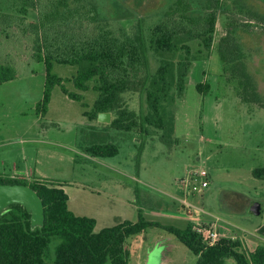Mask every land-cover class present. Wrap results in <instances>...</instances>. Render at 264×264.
Masks as SVG:
<instances>
[{
  "label": "rangeland",
  "instance_id": "1",
  "mask_svg": "<svg viewBox=\"0 0 264 264\" xmlns=\"http://www.w3.org/2000/svg\"><path fill=\"white\" fill-rule=\"evenodd\" d=\"M84 1L97 5L101 19L117 35L133 36L142 31L148 38L150 29L177 0ZM188 1L195 15L203 14L207 0ZM0 8L12 12L11 0H0ZM250 10L264 16V0H222L213 49L201 54L199 50L204 49L199 42L191 43L197 60L184 96L174 106L172 145L162 143L161 132L153 128L151 136H144L90 121L83 113L92 110L96 95L75 90L76 68L70 66L56 64L54 73L64 80L68 91L82 95V102L71 100L56 86L47 112H38L46 90L45 65L32 60L31 41L19 46L3 42L0 61L10 56L17 66V78L0 84V174L13 177L23 173L29 180L62 182L70 210L95 219L96 233L126 221L136 222L142 210L147 220L163 224L166 215L193 224L197 218L201 222L210 220L212 215L229 235L264 242L262 233L255 232L264 224V180H255L251 174L252 170L264 168V105L241 101L237 82L230 81L224 73L216 50L225 34L227 17L233 16L231 12L242 23H251V31H240L237 36L246 53L249 72L264 99V22L252 20ZM151 59L155 69L157 57L151 54ZM200 83L208 84L206 93L198 90ZM125 99L131 110L139 112L146 106L144 96L138 93H128ZM91 125L99 128L101 134L92 133ZM101 135L115 144L119 153L98 158L97 162L88 160L85 148L91 145L92 138L98 140ZM199 164L209 171L211 184L203 194L187 198L200 207L194 211L198 216L195 218L185 210H177L183 206L186 193L179 181L187 168ZM254 203L260 205V215L251 213ZM173 205L175 214L166 213L174 210ZM141 241L129 243L131 264L197 262L185 245L165 231H149L148 238ZM54 247L55 243L52 251ZM226 264L236 263L229 259Z\"/></svg>",
  "mask_w": 264,
  "mask_h": 264
},
{
  "label": "trees",
  "instance_id": "2",
  "mask_svg": "<svg viewBox=\"0 0 264 264\" xmlns=\"http://www.w3.org/2000/svg\"><path fill=\"white\" fill-rule=\"evenodd\" d=\"M221 7L222 0H207L203 14L195 15L188 0H177L150 29L147 38L142 31L133 36L117 35L101 19L97 5L84 0H11L12 12L0 8V47L5 41L13 46L31 41V58L43 63L47 74L38 112H47L56 86L71 100L82 102V95L68 91L64 80L54 73L56 64L70 66L76 68L75 90L96 95L92 110L83 113L90 121L98 122L99 114L108 112L112 122L100 125L144 136H151L153 128L161 132L162 143L172 145L174 106L184 96L197 60L191 43L199 42L204 49L199 50L201 54L213 49ZM231 15L216 50L224 73L230 81L237 82L241 101L263 107L264 99L249 72L247 56L237 36L240 31H251L252 25L242 23L232 12ZM248 15L264 22L259 13L250 10ZM151 54L158 60L155 69ZM16 67L10 56L0 61V84L17 78ZM197 88L206 93L208 84L200 83ZM128 93L144 96L146 106L139 112L131 110L125 99ZM104 137L101 135L86 147L85 153L94 158L116 156L119 148ZM142 146L141 142V154ZM254 176L264 178V168L256 169ZM0 184L31 187L45 207V225L34 230L31 215L22 205L14 204L1 214L0 264H131L130 241H144L154 229L175 236L197 257L196 264H226L229 259L236 264H264V242L254 251H249L239 239L208 245L193 225L185 229L163 226L147 220L142 210L136 222L126 221L96 233V220L72 212L69 196L58 182L0 174ZM177 210H184V206Z\"/></svg>",
  "mask_w": 264,
  "mask_h": 264
},
{
  "label": "built area",
  "instance_id": "3",
  "mask_svg": "<svg viewBox=\"0 0 264 264\" xmlns=\"http://www.w3.org/2000/svg\"><path fill=\"white\" fill-rule=\"evenodd\" d=\"M13 177H17L21 180H29L23 175ZM210 177L209 171L199 164L187 168L185 177L179 181L180 185L185 188V199L182 201V205L184 206L185 212L189 216L194 217V211L200 210V207H197L193 203L189 202L187 198L190 196L195 198L200 194H203L204 191L210 187ZM201 211L205 212L203 209ZM209 216L211 217L210 220L204 219L200 222V218H197V221L193 224V229L203 237L204 241L208 245H216L218 242L224 239H239L237 236H231L228 233L222 231L218 225L219 219L212 215Z\"/></svg>",
  "mask_w": 264,
  "mask_h": 264
},
{
  "label": "water",
  "instance_id": "4",
  "mask_svg": "<svg viewBox=\"0 0 264 264\" xmlns=\"http://www.w3.org/2000/svg\"><path fill=\"white\" fill-rule=\"evenodd\" d=\"M98 121L103 124L112 122V114L100 113ZM14 204L22 205L31 215V228H41L45 225V207L41 197L31 187L21 184H0V216ZM252 214L262 213L259 204L254 203L250 209Z\"/></svg>",
  "mask_w": 264,
  "mask_h": 264
},
{
  "label": "crops",
  "instance_id": "5",
  "mask_svg": "<svg viewBox=\"0 0 264 264\" xmlns=\"http://www.w3.org/2000/svg\"><path fill=\"white\" fill-rule=\"evenodd\" d=\"M100 123V122H99ZM91 128V132L92 133H94V134H96V135H98V133H100L99 132V128H97L95 125H91L90 126ZM101 134V133H100ZM93 139H94V141H96V139L95 138H92L91 140H90V142L91 143H93ZM86 158L88 159V160H91V161H93V162H97L98 160V158H94V157H87L86 156ZM91 158V159H90ZM199 159H200V157H199ZM107 169H110V167H108V166H105ZM96 168V167H95ZM106 169V170H107ZM99 170V169H98ZM111 170H112V168H111ZM256 170V169H255ZM255 170H252L251 171V174H252V177L255 179V180H264V178H256L255 176H254V171ZM23 174V173H22ZM21 174V175H22ZM24 175V174H23ZM211 176V175H210ZM12 177V176H11ZM59 184H61V186H62V188L65 190V184H63L62 182H58ZM66 191V190H65ZM70 200V199H69ZM182 203V202H181ZM172 209H174L173 211H167L166 213H169V214H175V207H174V205L172 206ZM165 218H162L166 223H161V222H158V221H153V222H157V223H160L161 225H163V226H172V227H180V229H185V228H187L188 227V225H193V223L190 221V220H187V221H183V220H180L179 219V222H178V219L177 218H169L167 215L166 216H164ZM195 218L196 217H198V216H194ZM150 221V220H149ZM179 223V224H178ZM189 223V224H188ZM177 225H179V226H177ZM255 232L256 233H262V235L264 236V224H262L260 227H258L256 230H255ZM255 237H257V236H255ZM254 237V238H255ZM242 242H244L243 240H245L246 241V246H248L250 249H251V251H254L256 248H257V246H258V244H259V242L257 241V240H255V239H249V238H240V237H238ZM263 240V239H262ZM264 241V240H263ZM141 242H144V241H141Z\"/></svg>",
  "mask_w": 264,
  "mask_h": 264
}]
</instances>
